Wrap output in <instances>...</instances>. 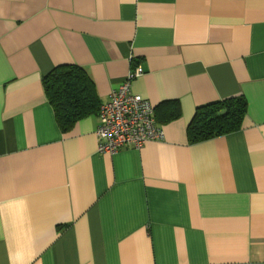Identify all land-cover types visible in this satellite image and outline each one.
Here are the masks:
<instances>
[{
    "label": "crops",
    "instance_id": "0c3cea01",
    "mask_svg": "<svg viewBox=\"0 0 264 264\" xmlns=\"http://www.w3.org/2000/svg\"><path fill=\"white\" fill-rule=\"evenodd\" d=\"M82 67L99 105L128 73L164 141L97 150L42 78ZM243 96L237 131L190 144L196 109ZM0 264H264V0H0Z\"/></svg>",
    "mask_w": 264,
    "mask_h": 264
},
{
    "label": "trees",
    "instance_id": "16d2710c",
    "mask_svg": "<svg viewBox=\"0 0 264 264\" xmlns=\"http://www.w3.org/2000/svg\"><path fill=\"white\" fill-rule=\"evenodd\" d=\"M42 83L63 132L70 130L77 120L98 112L99 101L93 82L82 67L57 66L43 76ZM154 109L158 123L170 122L180 114L176 100H165ZM245 113L246 100L243 96L198 107L186 128L188 143L194 144L237 131Z\"/></svg>",
    "mask_w": 264,
    "mask_h": 264
},
{
    "label": "built area",
    "instance_id": "2783aa9c",
    "mask_svg": "<svg viewBox=\"0 0 264 264\" xmlns=\"http://www.w3.org/2000/svg\"><path fill=\"white\" fill-rule=\"evenodd\" d=\"M143 74L133 68L125 80L109 93L98 109L95 129L97 150L113 154L123 148L141 149L147 142L164 141L165 131L155 118V107L131 91L132 81Z\"/></svg>",
    "mask_w": 264,
    "mask_h": 264
}]
</instances>
